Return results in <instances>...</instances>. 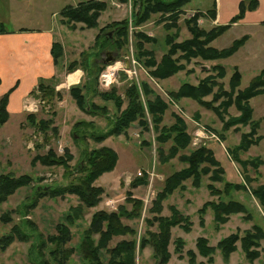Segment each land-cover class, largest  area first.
<instances>
[{
	"label": "rangeland",
	"instance_id": "1",
	"mask_svg": "<svg viewBox=\"0 0 264 264\" xmlns=\"http://www.w3.org/2000/svg\"><path fill=\"white\" fill-rule=\"evenodd\" d=\"M86 1L88 0H32L23 2L27 8L19 11L20 6L14 0H0V26H3L7 32L15 33L24 30L20 28H26L29 31L38 28L39 30H45V28L55 30L57 26L62 25V29L59 28L58 31L60 36L55 31L57 42L64 40L68 48L69 46L73 48L72 42L77 41V46L85 50L81 56L75 58L70 53L71 49H67V54L62 55L59 64L65 66L73 61V58L82 64L86 62L85 80L81 85L61 88L58 91L60 97L55 94L42 96L38 92L33 94L34 101L31 102L33 107L30 111L8 119L0 126V176L11 174L14 177L26 175L31 178L27 186L19 188L0 203V238L16 231L28 236L26 242L15 240L4 253H1L0 264H57L52 259L53 251L57 246L48 240L58 235L57 227L61 224L68 227L71 235L70 241L61 248L68 253L65 264H88L81 255L80 244L83 232L88 228L92 215L99 211L117 212L121 207L131 211V203L126 202L128 192L132 193V199L142 202L140 216L135 219L123 218L121 222L134 229L136 234L113 238L108 248L114 247L120 241L135 240V264H158L159 261L150 246L139 248L140 239L145 232H157L156 222L148 226L145 221L156 216L150 210L156 197L163 190L165 181L172 174L186 168V164L179 161V158L189 155L200 147L210 150L224 170L223 181L213 183L216 188L222 189L225 183L244 186L245 191L231 193L229 197H223V200L227 202L230 199L245 205L249 219L244 220L245 215H232L227 223L217 227L210 209H207L202 217L198 214L205 203L217 201L215 197L210 196L207 190L208 184L211 183L209 175L201 176L199 186L192 185L190 180L183 182V188L176 190L160 205L162 211L159 216L170 217V208L174 207L183 216L188 217L192 224L189 233H185L178 227L171 229L168 246L170 259L167 264H189L186 252L195 251V242L199 237L206 238L210 246H215L220 240L233 234L243 236L244 232L250 230L252 226H258L264 231V211L251 195L254 189L264 184V95L250 101L252 119L260 121L258 135L263 138L257 146L251 147L245 153H239L236 149L242 138L246 136L245 134L250 131V126L226 127L229 121L239 115L234 106L228 110L225 109L222 105L225 100L221 98L218 102L214 101L213 95L198 100L186 97L173 100L168 96L170 93H177L183 85L197 87L207 77H210L211 69L217 65L226 70L225 78L219 83L223 89L229 91L228 84L233 71L232 66L241 59L240 56H231L230 59L216 61L195 57L182 59L177 62L179 69L171 76L156 78L152 75L157 64L168 51L169 47L166 42L168 36H173L174 43L180 44L193 39L195 32H191L192 29L203 30L207 33L217 27L212 26L214 17L208 14V10L213 9V0L192 1L184 7L182 15L176 19L166 12L152 13L140 24H135L133 19L134 12L138 10L134 0H96L106 4L105 10L97 20L98 26L94 28L98 33L101 28L113 22L128 21V33L124 37L125 42L120 46V50L105 51H99L94 47L93 30H87L83 34L78 30L74 32L76 28H71V24L65 23V18L60 13L68 6L74 7ZM167 17L170 19L167 20ZM227 31L211 43L213 48L225 49L231 45V40L242 35L237 30L226 33ZM138 32L145 34L153 41L145 43L142 47L145 51L152 52V57L156 62L155 67L146 65L149 57L138 55L135 47L137 43H140ZM242 37H247L246 42L250 39V36L246 34ZM202 40L203 37L200 36V41ZM113 41L117 44L116 38ZM88 47L91 48L88 49ZM107 52L113 54L115 62L120 61L122 65L121 69L114 74L106 72L107 66L103 67L102 60ZM179 56L180 53L175 55L174 59ZM62 71L63 69H60V72ZM243 72L245 73V69ZM102 73L106 76L113 75L116 82L106 88ZM213 74L216 73L213 72ZM251 79V74L245 73L241 76L238 89L247 88ZM86 83H90V88H85ZM45 85L55 87V83L52 82L45 83ZM77 87L80 88L84 97H87L89 93H94L90 101L100 107H105L106 115H89L79 109L69 93L71 88ZM132 87L136 88L143 104L144 116L130 123L122 135L111 136L104 142L97 143L93 142L89 136L83 137L82 133L75 129L77 123L85 122L93 125L88 128L89 133H104L110 130L116 118L128 106L127 91ZM213 91L217 92L218 88ZM111 92L115 93L117 101H105L98 95ZM155 99L163 101L166 105L163 113L160 114L157 130L152 128L151 116L147 111V103L154 102ZM118 102L120 105L122 103L120 108L116 106ZM31 115L32 124L28 120ZM176 117L184 120V133L189 137V142L185 148L179 149L174 157L166 159L173 147V136L164 142H159L158 138L162 135L163 129H169L175 125ZM49 120L53 122L51 128H57L55 134L52 133L51 128L47 130L38 128L39 121ZM142 122L147 124L148 130L142 127ZM101 147H108L116 152L117 165L114 170L103 174L94 182V187L103 189L101 201L91 209L83 208L80 217L71 224L66 217L73 215L72 208L81 205L76 196L64 195L48 198L40 194L42 189L76 185L78 180L85 175V173L77 172L80 165L84 166L83 151L89 152ZM66 149L71 156L67 168L58 165L47 167L40 163L31 166V161L35 157L45 156L49 150H52L56 157H66ZM236 159L240 162H250L252 159L254 163L260 159L262 165L254 170L249 166H240L236 163ZM136 179L145 180L146 184L132 186ZM200 218L204 220L202 225L199 222ZM4 219L8 220L4 222ZM177 238L184 241L183 255L180 258L175 253L173 243ZM39 241L44 243L40 246L42 253H33ZM259 245L257 252L260 256L253 262L247 260L238 243L236 252L231 254L227 260H224L217 250L211 264H264V240L259 241ZM107 259L108 254L102 251V263L105 264ZM206 261L196 256L195 264L200 262L208 264Z\"/></svg>",
	"mask_w": 264,
	"mask_h": 264
},
{
	"label": "trees",
	"instance_id": "2",
	"mask_svg": "<svg viewBox=\"0 0 264 264\" xmlns=\"http://www.w3.org/2000/svg\"><path fill=\"white\" fill-rule=\"evenodd\" d=\"M194 0H134L135 6H137L138 14L134 12L133 19L135 24H140L149 18V15L156 12H166L173 16L175 19L179 15H182L184 7L190 4ZM257 6L256 0L242 1L239 6V14L234 18L233 22L240 19L246 10H253ZM106 4L102 1L88 0L86 2H80L77 6H68L62 10L61 15L65 18V23L71 24V28H75V24H83L86 29H94L98 26V18L100 14L105 10ZM208 14H212L214 17V9L208 10ZM169 20L170 17H167ZM232 22V23H233ZM230 25L217 26L212 30L205 33L200 30L192 29L191 32H195L192 40L184 41L180 44L174 43V37L168 36L166 39L168 51L161 58L157 64V68L152 72V75L156 78H166L174 74L179 65L177 62L187 58H203L210 61L225 60L230 58L245 44L247 37H242L231 43V45L225 49L217 50L211 46V43L218 37H220L225 31L229 29ZM3 31V27L0 26V33ZM109 31V32H107ZM128 33V21L113 22L99 30V33L94 39V47L99 51L117 49L120 50V46L125 42V36ZM112 34V36H111ZM138 40L140 43L136 44L138 55L149 57L146 61V65L155 67L156 62L152 57V52L145 51L143 45L145 43L153 42L145 34L138 32ZM200 36L203 40L200 41ZM114 38L117 40V44L114 43ZM180 53V56L174 59V56ZM51 55L55 65L59 64V60L63 55V48L60 43H53L51 48ZM78 66L86 68V62L81 63L73 61L67 65L66 72L71 73ZM105 67V66H103ZM103 69V68H102ZM212 74L207 77L204 82L197 87H190L183 85L177 93H170L173 100H177L181 97L200 99L202 97L213 95L214 101H219L223 98L225 101L222 103L223 107L228 110L230 107H235L238 112V116L233 118L226 124V127H232L234 125L250 126V131L245 134L237 147L239 153L247 152L251 147L257 146L262 136L258 135L260 121H254L251 115L250 101L256 97L264 95V69H262L256 76H254L248 87L244 90H239L241 74L236 67H234L229 80V91L222 88L221 80L225 78L226 71L223 67L217 65L211 69ZM213 72L216 74L214 75ZM98 79V78H96ZM90 88V83H86L85 88ZM84 88V87H83ZM218 88V93L213 90ZM37 92L42 96H48L55 94L59 96V92L54 88L45 85V83H39ZM11 91L4 94L0 99V126L5 124L9 119L7 111L8 98ZM70 95L75 100V104L79 109H82L89 115H106L105 107H100L90 101L95 95L89 93L87 97L81 93L79 87L71 88L69 90ZM105 101L115 100L117 101L115 93H101L98 94ZM128 106L121 114L116 118L113 126L110 130L104 133L88 132V128L93 125L85 122H80L75 125V129L80 131L83 137L89 136L93 142L102 143L111 136L122 135L127 129L128 125L135 121L138 117H143L144 107L140 101L139 95L135 87L130 88L127 91ZM122 105V103H121ZM120 102L117 103V108L120 106ZM119 107V108H120ZM166 105L163 101L155 99L154 102L147 103V111L151 116L152 128L157 130L160 123V114L163 113ZM32 115L28 120L32 124ZM175 125L169 129H163L162 135L158 138L159 142H164L171 139L173 136V147L168 156L169 159L174 157L179 149L185 148L189 142V137L184 133L185 123L180 117H176ZM53 124L52 120L39 121L38 128L41 130H47L51 128ZM142 127L148 130L147 124L142 122ZM53 134L57 132L56 127H52ZM254 137V139H252ZM66 157H56L52 150H49L45 156H37L31 161V166L36 163H40L43 166L54 167L58 165L64 168L68 167V163L71 160V156L68 154V150H65ZM234 154V153H233ZM235 155V154H234ZM84 166L80 165L78 173H85L83 177L78 180L76 185H69L63 187H55L42 189L40 196L55 198L63 197L64 195L76 196L81 205L72 208L73 215L66 217L69 223H73L74 220L80 217L83 208L91 209L95 207L100 201L103 194L101 187H94V182L105 173H109L117 165L118 155L114 150L108 147H101L100 149L90 150L89 152L84 150L82 153ZM56 157V158H55ZM165 160L164 158H162ZM179 161L186 164V168L172 174L164 184L163 190L156 197V201L153 204L150 212L155 213L156 216L152 219H146V224L152 226L157 223V232H145V235L141 237L139 242V248L143 249L146 246H150L153 249L154 256L158 259V264H167L170 259V253L168 252V246L170 245L171 229L178 227L185 233H189L192 228V224L188 217L183 216L174 207L170 208V217H161L159 214L162 211V202L174 193L176 190L183 188L182 184L185 181L190 180L192 185L199 186L202 175H209V181L211 182L207 186V190L211 197H215L217 201L205 203L198 214L202 217L207 209L213 212L214 222L217 227L224 225L228 222L232 215H245L244 220L249 219L248 210L245 205L237 202L223 200V197L227 198L231 193H238L245 191L243 185L225 183L222 189L216 188L213 183H219L223 181L224 170L220 163L214 158L212 152L206 148L200 147L192 151L189 155H184L179 158ZM237 164L243 166L252 167L257 170L262 165V160H258L257 163L252 162H240L235 160ZM254 161V160H253ZM31 182V178L26 175L14 177L11 174H3L0 176V203L4 202L10 195H12L19 188L27 186ZM145 185L146 181L136 179L132 186ZM251 195L258 201L259 206L264 211V184L257 187L251 192ZM127 203H131L132 209L128 211L125 207L119 208L117 212H105L99 211L92 215L88 228L83 232L82 241L80 244L81 255L88 264H103L101 260V252L105 251L108 254V259L105 264H135V247L136 241H120L114 247L108 248L109 243L113 238L124 237L126 234L135 236L136 232L128 226L123 225L121 219H135L140 216V209L142 202L132 199V193H127ZM8 219H4L6 222ZM203 219L200 218V225L203 224ZM58 235L51 237L48 240L56 244V248L53 251L52 259L57 264H65L67 254L61 250L62 246L70 241L71 235L67 226L61 224L57 227ZM96 237V239H94ZM18 240L20 242H26L28 236L24 233L11 232L0 238V254L4 253L12 243ZM264 240V231L258 226H252L250 230L244 232L243 236L233 234L225 239L220 240L215 246H210L206 238L199 237L195 242V251L189 250L186 255L189 258V264H195L196 256L206 259V263L211 264L213 262V255L218 250L223 259L227 260L231 254L236 252V245L240 244V249L248 261L253 262L259 258L260 253L259 241ZM175 253L180 258L183 253L184 241L181 238H177L174 242ZM44 243L39 241L33 249V253H42L40 246ZM198 264H204L200 262Z\"/></svg>",
	"mask_w": 264,
	"mask_h": 264
},
{
	"label": "crops",
	"instance_id": "3",
	"mask_svg": "<svg viewBox=\"0 0 264 264\" xmlns=\"http://www.w3.org/2000/svg\"><path fill=\"white\" fill-rule=\"evenodd\" d=\"M30 1L32 0H14L20 6L19 11L27 8L23 2ZM242 1L247 0H213L214 20L212 26L230 25V29L226 33L233 30L240 31L242 35L231 40V43L245 34L250 36L245 45L233 55H239L241 59L234 63L232 69L236 67L241 76L247 73L251 74V78H253L264 69V0H256L255 9L246 10L240 19L233 22L239 14V6ZM59 28L62 29V25L57 26L55 30L49 28L39 30L38 28L29 31L26 28H20L24 30L11 33L3 27V31L0 33V99L11 91L7 104L9 120L31 110L33 107L31 102L34 101L33 94L37 93L39 83H55L56 91H60L64 87L70 88L66 83L68 75L77 69H84L82 66H78L73 72H66L67 64L77 61L75 58L81 56L85 49H80L77 46V41L72 42L73 48L70 46L68 48L64 40L57 42L55 31L60 36ZM75 28L74 32L78 30L82 34L87 30H93V41L98 34L96 29H86L83 25H76ZM84 38L86 39V37ZM53 43L62 45L64 55L67 54V49H71L70 53L75 57L74 60L65 66L55 65L51 55ZM76 51L78 53L75 54ZM60 69L63 71L60 72ZM100 78L99 81H101ZM84 80L85 75L78 85H81Z\"/></svg>",
	"mask_w": 264,
	"mask_h": 264
},
{
	"label": "clouds",
	"instance_id": "4",
	"mask_svg": "<svg viewBox=\"0 0 264 264\" xmlns=\"http://www.w3.org/2000/svg\"><path fill=\"white\" fill-rule=\"evenodd\" d=\"M122 67L121 62L120 61H116L113 64H110L107 66L106 68V72H111V73H115L116 71L120 70ZM84 72L81 69H77L74 73H71L68 75L67 77V85L68 86H72V85H78L81 82V79L84 77ZM102 78L105 79V87L108 88L110 87L113 83H115L116 81L114 80L113 75H105L104 73L101 74ZM63 86V85H61Z\"/></svg>",
	"mask_w": 264,
	"mask_h": 264
},
{
	"label": "water",
	"instance_id": "5",
	"mask_svg": "<svg viewBox=\"0 0 264 264\" xmlns=\"http://www.w3.org/2000/svg\"><path fill=\"white\" fill-rule=\"evenodd\" d=\"M136 14L138 12L136 11ZM115 62V56L109 52L106 53L105 58L102 60V63L104 66H108L110 64H113Z\"/></svg>",
	"mask_w": 264,
	"mask_h": 264
},
{
	"label": "built area",
	"instance_id": "6",
	"mask_svg": "<svg viewBox=\"0 0 264 264\" xmlns=\"http://www.w3.org/2000/svg\"><path fill=\"white\" fill-rule=\"evenodd\" d=\"M128 73H130V71H127ZM110 74H111V72H110ZM103 81H105V79H103Z\"/></svg>",
	"mask_w": 264,
	"mask_h": 264
},
{
	"label": "flooded vegetation",
	"instance_id": "7",
	"mask_svg": "<svg viewBox=\"0 0 264 264\" xmlns=\"http://www.w3.org/2000/svg\"><path fill=\"white\" fill-rule=\"evenodd\" d=\"M104 59V58H103Z\"/></svg>",
	"mask_w": 264,
	"mask_h": 264
}]
</instances>
